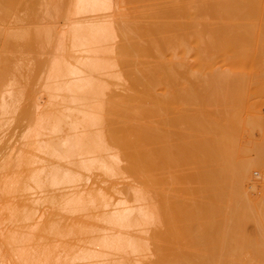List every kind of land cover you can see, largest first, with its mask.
<instances>
[{
  "label": "bare ground",
  "instance_id": "obj_1",
  "mask_svg": "<svg viewBox=\"0 0 264 264\" xmlns=\"http://www.w3.org/2000/svg\"><path fill=\"white\" fill-rule=\"evenodd\" d=\"M59 4L58 7L54 6L57 8L54 13L62 9ZM68 4L65 5L67 16H63L65 12L60 16L67 18H64L67 22L62 28L57 26L59 29H54L55 25L52 26L54 30L46 27L48 30L45 32L43 26L42 30L39 27L35 28L36 32L32 30L36 35L33 38L37 37L40 42H48L55 35L58 37L55 36L54 45L57 53L53 55L52 63L51 60L48 63L50 68L47 67L49 71L43 87L48 93L52 92L51 96L56 98L53 103L60 107L59 110L55 109L56 112L50 110L52 114L47 111L49 115L45 117L43 114L48 107L42 109L44 113H40V109L53 98H47L42 107L37 105L39 113H35L38 107H34L37 114L34 121L38 119L27 136L37 138L50 134L48 139L40 140L37 147H32L46 154L48 159L40 156L41 160H38L37 155L29 159L30 181L21 187L29 192L19 207L14 208L11 218L15 224L21 223L19 227H28L26 230L29 232L15 231L8 236V239L20 243L30 241L32 244L33 240L38 246L47 238L50 241L54 239V242L57 239L61 241L62 255L52 254L58 247L51 245L52 253L35 256V252L31 254V249L27 250V246L23 248L22 244L23 247L13 256L16 257L15 264H150L146 259L153 253L147 250L153 244H157L160 254L158 264H169L172 259L178 264H241L243 257H240L245 255L248 245H254L256 250H250L253 251L252 256H257L258 253L254 255V252L259 249L252 239L248 241L250 244L245 242L248 238L244 239V244L241 243L245 236L241 239L239 229H236L239 219L231 213L232 219L229 212L238 210L235 214L242 215L248 209L255 208L245 204L243 164L239 158L241 154L236 157V152L238 149L240 152L238 136L242 102L247 93L243 87L246 81L244 73L248 76L253 66L264 69V0H68ZM123 4H135L136 8L131 9L130 14L127 11L124 14L117 12V8L120 9ZM14 7V4H8L5 9ZM113 10L120 15V19H114L110 14ZM36 39L33 41L37 43L33 45L41 44V49L44 42L39 43ZM28 41L31 42L32 38ZM52 43L48 42V45L52 47ZM249 56L257 57V60L251 63ZM191 57L195 62L190 61ZM117 79L120 82L126 80L123 84H128L127 94L115 91L121 85L118 81L117 85ZM232 87L237 89L233 90ZM12 91H7L9 97ZM2 98L0 108L4 113L9 111L8 107L11 111L16 110L17 105L12 109L14 106L9 104L13 100L6 96L8 102L4 94ZM40 98L34 100L36 104ZM191 104H194V108ZM212 106L218 107L213 111L210 109ZM47 119L49 122H46ZM188 166L190 172H187ZM94 172L112 181L107 187L100 184L90 186L91 182L97 183V180L91 181ZM21 174L20 183L24 180ZM125 177L133 178L136 183L128 184L120 194V181L118 183L116 178ZM172 182L171 187L165 184ZM184 182L185 185L186 182H192L188 185L198 184L196 187H180ZM173 185L179 188H175V191ZM164 186L171 189V193H167ZM47 208L63 210L62 214L67 213L72 217L62 223L63 215L58 211V214L52 211L56 215L47 214ZM177 212H183L182 215L187 213L197 221L200 219L202 221L198 222L205 223V226L201 230L198 227L193 229L191 219L184 215L183 220H178V214L174 215ZM167 213H171L168 218ZM206 216H212L213 221ZM169 218L181 224H192L188 229V242L190 245L194 243L192 248L187 243V237L180 240L181 244L178 239L172 241L174 228L171 229L172 235L168 232L171 238L159 233L152 238L154 241L149 242L151 236L146 235L147 227L158 221H163V224L170 222ZM224 219H228L229 224L233 222L231 228L235 225L238 238L235 230L230 232V225L226 227ZM239 222L237 226H240ZM223 228L229 229V234ZM193 231L194 235L191 233ZM230 234L234 240H230ZM67 237L75 238V241ZM236 238L239 246L242 244L241 249L247 243L240 253L237 243H234ZM49 240L43 246L49 245ZM229 241L236 246H228ZM170 242H175L173 246L171 244L173 248L183 244L192 251H187L189 256L180 250L181 247L172 251ZM167 244L168 252L171 250L176 254L178 250L176 256L172 252H162L166 251ZM226 244L229 257L225 255ZM230 249L235 250L236 254ZM230 252L234 253L232 257ZM190 254L195 258L191 259ZM219 254L223 257H219L220 260ZM32 255L37 257L36 261ZM177 255L180 259L176 258ZM233 255L236 257L233 258ZM181 256L182 259L185 257L184 262H181ZM199 257L201 261L197 259Z\"/></svg>",
  "mask_w": 264,
  "mask_h": 264
},
{
  "label": "rangeland",
  "instance_id": "obj_2",
  "mask_svg": "<svg viewBox=\"0 0 264 264\" xmlns=\"http://www.w3.org/2000/svg\"><path fill=\"white\" fill-rule=\"evenodd\" d=\"M27 1L28 0H0V101L2 102V99H3L2 97H3V94H4V97L5 98L7 96L9 100H13V102L18 103V104H16V103L13 104V102H11V101L9 102V100L6 98L7 101L9 102V104L11 103L12 106H14L12 109H14L15 108V105H17L16 106L17 108H15V109L16 110L18 109V110L17 111L16 110L15 111L14 110L11 111V108L8 107L9 111L6 112V113H4L3 109L0 108V182H2V183H0V185L2 186V187H0V218H1L0 219V264H15V262H16L15 261V258L16 257L14 258L13 256L16 254V252L18 251V249H21V247H23V246H24L23 248H25L27 246L26 247L27 250H29V248H30L31 250H29V252H32L31 254H34V252H35V256H38L40 254V256L43 257V256H46V254H49V253H52V252H53L52 254H54V255L55 254L60 255V253H61L60 252L61 251V248H60L61 241L55 239V242H54V239H53L54 236H50V237H53L52 238L53 239L52 241H50L47 238V240H49L51 244L49 243V245H44V246H43V244H45L47 240L46 241L42 240L41 243H39L40 245L38 246V245H36V243L33 240L31 241L32 242V244H31L30 241L24 242V243H20L18 241L15 242V240L8 239L9 238L8 236L10 234L14 233L15 231H19V232H22L24 234H27L29 232V231L26 230L28 227L27 228L26 227L25 228L24 227H19V226H22L21 223L16 222L17 224H15V222H13L11 220L12 213L14 214V210L19 207L18 205H20V203H22L23 200H25V198L27 197L28 192H29V190H26V189H22L21 188L24 184H26V183H28L30 181L29 180L30 174H31L30 168H29L30 167V164H27V163H29L28 162L29 159H31V157H33L34 155H37L38 156L37 157L38 160H41L40 156H42L46 160L48 159V156L46 154H43L39 150H36L35 148H33V149L36 150L35 151V150L32 149V147L33 146L37 147L38 146V142H40V140H43V139L44 140L48 139L50 134H47V135L44 134L41 137L39 136L40 138L37 137L38 140H37L36 137H34V138H28V136H27L28 133L30 132V130H32L33 124L38 119V117H37V119H35L36 121H34V118L37 115V114L35 115V113H37V111L40 109L39 107H42L41 105L44 104V102H46L47 98L48 99L49 98L50 99L53 98V99L47 101L46 104L48 106H46V104H45V106H43V108L40 109L41 111L39 110L40 113L41 112L44 113V110H46L45 108L46 107L49 108V109L47 108V110L45 111V114L42 113L43 116L44 115L45 116L46 115L48 116L49 113L52 114V112H49L50 110L53 111V112H56L55 109H58L59 110L58 107H60L59 105L57 106V104H56L55 101H54L55 103H53V100H56V98L54 99V97L51 96L52 95V92L49 90L50 92L48 93V91H46L45 88L43 87V83L46 81L45 80V77L47 75V72L49 71L50 64L52 63V60L56 56L55 53H57L56 50H55L56 47L54 45H56V43H55L56 40L55 39H57L58 37H57V35H55L57 38H55V36H54V38L51 39L52 41L51 40H49V41L47 40L49 43L50 42L51 43L54 42V43H52V47H51V44L48 45V42H45V40L44 41L41 40L42 42H44V45L41 48L42 49L41 50L39 48V47H41V44H39V43H42V42H40V39H38L37 37H36L37 39L36 38H33L36 35H35V33L32 30H34L36 32L37 31L36 29H38V27H39V30H42L41 29L42 28L41 26L44 27L43 30L46 27L49 28V29L52 28L51 30L56 29L57 26L58 27L60 26L62 28L64 26L63 24H66V22H67V21H65V19L67 20V18H65V17L67 16V13H68V12L67 13L65 12V10H67L65 7L67 6L66 4H68V0L67 1L66 0H62L64 2L63 5H62V1L61 0H29V2H27ZM57 1H59V2H57ZM58 3H60L62 5V7H61V5L59 4L60 5L59 8L60 7L62 8L60 11H62L64 9L63 10V13H61V14H59L60 11H59V13H54L55 9H57L54 6H57L58 7ZM8 4H14L15 7L13 9H11V10H7V9H5V7L8 6ZM29 4H31V6ZM130 5L129 4H127V5L126 4L120 5L122 9L121 8L120 9L117 8L119 10L117 12H119V13H122L123 12V14H124L127 11V14H130L133 11V9L136 8L135 7L136 6L135 4H132L131 5L132 6L131 8H130ZM29 6H30V8H29ZM47 7H49L48 10H47ZM53 7H54V10H53ZM125 7L126 8L128 7L130 9H128V8L126 9ZM50 8H52V9H50ZM33 9L36 10V11L33 12ZM131 9H132V11H130ZM129 11H130V13H129ZM64 12H65V15H63ZM50 13H52V15H50ZM111 13L114 16V19H116V18H118V16H120L119 14H116L114 12V10L112 12L110 11V14ZM61 15L65 16V17H60ZM111 18H113V17H111ZM118 19H120V17ZM52 26L53 27L55 26V28L53 29ZM47 28L44 30V32L48 30ZM59 28H57V29H59ZM29 31H32L33 33L32 32H29ZM11 32H12V34H10ZM9 34H10V36H9ZM29 34L30 35L32 34V36H29ZM30 38H32V41L31 42L28 41V40H30ZM34 39L39 40V43H38L39 46L38 45H33V43L34 44L37 43V42H34L35 41ZM25 40L27 41V43L25 42ZM22 41H24V43H22ZM19 43H21V44L19 45ZM45 43H47L48 47H46L47 45L45 46ZM22 44L23 45L25 44L26 46L25 47H22L23 46ZM28 44L30 46H32L33 48L32 47H28L27 46ZM44 47L49 48V49L45 50L46 48L43 49ZM54 47H55V49H54ZM29 48H31V49H29ZM51 48H53V49L51 50ZM48 50H51V51L48 52ZM53 50H54V52H53ZM51 53H52V56L50 55ZM53 55H55V56L53 57ZM249 58H248V61H250V62L252 61L253 63L255 62V60H257V57H254V56L253 57L249 56ZM251 58H252V60H251ZM48 59H49V61H48ZM190 59H191L190 60L191 62H195V59L194 58L191 57ZM193 59H194V61H193ZM253 59H254V61H253ZM50 60H51V62H50ZM49 62H50V64H48ZM251 66H253V65L251 64ZM47 67H49L48 70H47ZM246 68H248V67H246ZM249 68H251V67L249 66ZM262 68H264V67H262ZM242 69L245 70V71L247 70V69H244V68H242ZM248 73L250 74V77H249V74L247 76L246 75L247 73H244L245 74V77H246V81H245L246 83L244 82V84L245 85L248 84V85H246V86L243 85L244 92L246 91L247 93H246L245 96H243L244 99H243V102H242V113H241L242 114V122H241V127L239 128V133L240 134L238 136L240 138V139L238 138L240 140L239 141V146H238V148L240 147V152L238 153V150H239L238 149L237 152H236L237 153L236 157L241 154L240 155L241 157H239V156L238 157L240 159H242V164H243V190H244V201H245V204H246V206H252V207H255V208L248 209L246 211V213L245 212L241 213L242 215H240V213L238 215L235 214V212H237L238 210L237 211L236 210H233L232 212L230 210V212H229L230 213V216L232 217L234 215V218L239 219V220L236 219L238 222L240 221L239 222L240 223L239 224L240 226H237L238 225V222H237L236 227H238V228L235 227L236 229H239L238 230L239 232L234 229V226L235 225H233V228H231L232 227L231 225H232L233 222L229 224L228 223L229 222L228 219H226V220L224 219V220L227 223L226 227L228 225H230V226H228L229 228H231L230 229V232H233V230H235L234 232H236V237L238 236V233H239V237L241 235V237H240L241 239L245 236L241 240V243H243L244 239H247L248 238L247 241H245V242H247V243L250 244V242H248V241H250L252 239L253 242H254V244H256L255 246H258L257 249H259V251L258 252L255 251L254 252V255L258 253L257 256L256 255L255 256H252L253 255L252 252L254 250H256V248H254V245H251L253 247H251V246L248 245V247H247V248H249L248 250L247 249L246 250L244 249L245 250V255L243 253L244 256H241L240 257V259L243 257L242 258L243 259V262L241 264H264V155H263L264 154V151H263L264 150L263 149L264 148V76H263L264 75V69H261V67H258V66L254 68V66H253V68H251V70L248 71ZM253 73H254V75H253ZM117 81L119 83H121V85L119 84L118 87L117 86H114V88L117 87V88H115L116 89L115 91H119L118 94L119 93H121V94L123 93L124 95H125L126 92L128 93L129 90L126 87L128 84H126V85L123 84V83L126 82V80H124L125 82H123V80H121V82H120L119 79H117L116 82ZM118 82H117V85H118ZM127 83H128V81H127ZM122 84H123V86H122ZM182 84H183V81H182ZM7 88H10V89H7ZM232 88H233V90H236L237 89V87H232ZM230 90H232V89H230ZM242 90H243V88H242ZM7 91H12L11 93H13L15 95L13 96V94H11L12 96L10 95V97H9V95H8L9 92H7ZM41 92H43V93H41ZM164 92H166V89L164 90ZM46 93H47V95H46ZM5 94H6V96H5ZM12 97L13 98L15 97V98L13 99ZM38 97L39 98L40 97H43V99L40 98L39 102H37V104H36V101H37ZM35 99H36V101H34ZM1 102H0V106H1ZM11 104H10V106H11ZM53 104H55V105H53ZM37 105H40V106L38 107ZM50 105H52V107ZM185 106L187 107V104ZM188 106H190V105H188ZM192 106L190 107V109L192 108ZM213 106L210 109H212V110L214 109L213 111H215V108L217 109L218 106L217 107L215 106L214 108H213ZM34 107L35 108L38 107V109L36 108L37 110L35 109L36 112L34 111ZM193 108H194V106H193ZM42 109H44V110L42 111ZM29 110H31V111H29ZM24 111H26V112H24ZM39 111H38V113H39ZM47 111L49 112L48 114H46ZM164 112L169 115V113L167 112V110H165ZM25 113H26V115H25ZM29 113H31V114L29 115ZM2 114H5V115H2ZM24 115H25V118H24ZM40 116H41V114H40ZM23 118H24V120H23ZM46 122H49V120L46 121ZM165 125L168 126L167 124H165ZM168 128H169V130H173V128H170V127H168ZM165 130H166V132L168 131L167 128ZM43 131H47V130L44 129ZM31 142L33 143L32 145H31ZM12 149H13V151H12ZM234 151H235V149H234ZM26 152L28 153L27 155L30 156V158L28 156H26ZM38 153H40V154H38ZM236 153H234V154H236ZM22 161H24V162L27 161V162H26V164H24V162H22ZM22 164H24L25 166L22 165ZM186 168L188 169L187 172L188 171L189 172L191 171V169L189 170V166L186 167ZM10 171L11 172L13 171V173H11ZM6 172H7V174L10 173L11 174V177H9L10 174L7 175ZM95 173H98V172H94L92 174L91 181L97 180V183H94L93 184V182H91L90 183V186L97 187V185L100 184L102 186L104 185V186L107 187L108 186V183L110 184V182L112 181V179H107L106 178L107 176H104V175L102 176V174L100 175L99 173H98V175H95ZM20 174L23 175V176H21V178L22 177L24 178V180L23 179H20V180H23V182H21L22 185L19 182ZM167 175L168 174H166V177H167ZM169 175H171V173H169ZM102 177H104L105 179L102 178ZM116 179H117L118 183L120 181V183L118 184V188H120V191H121V192L119 191L118 193H120V194H122V192H124V190L127 188V185L128 184L135 182V180L133 178H126L125 177V179H121V178H119L120 180L118 178H116ZM6 180H8V181L5 182ZM166 182H169V181H166ZM10 183H12V187H11ZM189 183H192V182H189ZM189 183L186 182L187 185H185V182H184L183 185L181 184L179 186L180 187L185 186V188L186 187H192V186L193 187H196L195 185L198 184L197 183L195 185H192V184L191 185H188ZM193 183H195V182H193ZM17 184H18V186H19V184L21 186H19V187L17 186L18 187L17 188L16 187ZM165 184H170V187H171L172 184H173V182L172 183H165ZM179 186H176L175 187L173 185L174 189L175 188L178 189ZM164 187L166 188V186H164ZM14 188H15V190H14ZM176 189H175V191H176ZM18 190H20V192ZM166 190H168L167 193H171V189L166 188ZM12 191H14V192H12ZM56 191L57 192H60L58 189ZM118 193L116 195H120ZM259 203L262 204V206H260V208H259ZM11 206H13L12 209L10 208ZM55 209L56 208H54V209H52V208L51 209H48L47 208V214L49 213L50 215H53V214L56 215V214H58L56 211H58L60 215H63V217L61 219L62 220V223L65 222L66 220H69L72 217V216H70V214H67V213L62 214L64 212L63 210H58V209L55 210ZM49 210H51V212ZM52 211H55L56 214L54 212H52ZM60 211H62V212H60ZM186 212L188 213V211H186ZM187 213L184 214V215L187 216ZM231 213L232 214L234 213V214L232 215ZM170 214L167 213V218L169 217ZM177 214H178V216H177ZM182 214H183V212H182ZM182 214H180V212L174 213V215L177 216L176 218L178 220H181V219L183 220L184 219V217H183L184 215H182ZM172 215H173V213H172ZM174 215H173V217H174ZM180 215H182V216H180ZM202 215H204V213ZM224 215L226 217L227 213H225ZM196 216L198 217V215H196ZM163 217H165V216L163 215ZM187 217H189L191 219V222H192L193 225L190 224V223H188V222L187 223H183L184 221L182 222L183 224H181L180 222H178V220L176 218L175 219L177 221H175V220L172 221L169 218V221L170 222L172 221V224H170V222H168V221L166 223L164 222L165 224L162 223L163 221H158L155 224L149 225V227H147V231H146V232H148V233H146V235L148 237L151 236L149 238V242L154 241V239H152V238L155 237L154 235L160 233V234H165L169 238L172 237L173 238L172 241H174L176 239H178V241H180V240H182V238H184V237L186 238L187 237L186 240H187V243H189L188 242L189 241L188 236H190V235H188L189 234L188 229L191 228L190 225H192V228L193 227L194 228L195 227H198L200 229L201 227L205 226V223L198 222V221H202V220L199 219L197 221L192 216L191 217L190 216H187ZM187 217H185V218H187ZM206 217H208V216H206ZM211 217L210 218L208 217V218L211 219ZM231 217H229V219ZM160 218H162V216ZM217 219H218V217H217ZM232 219H233V217H232ZM186 220H188V219H186ZM236 220H233V221H236ZM216 221H214L215 224L217 223ZM176 222L178 223L177 225H176ZM224 222H222L223 225H224ZM18 223H19V225H18ZM173 223H174L175 226L173 225ZM60 226H63V225H60ZM172 226H174V227H172ZM175 227H178V228L176 229ZM222 227H224V226H222ZM172 228H174L175 230L173 229L174 230L173 231L174 232L173 233V236L170 237L168 235V232H170V234H171V229ZM202 229H204V228H202ZM223 229H225V228H223ZM160 230H161V232H160ZM225 230L228 233V230L229 229L227 230V228H226ZM195 231H197V229H195ZM195 231H193L191 233H193V235H194ZM233 235H234V233H233ZM233 235H231V234L229 235L230 240H234V239H232L233 238L232 237ZM68 238L72 242L75 241V238L72 239V237H67V239ZM237 238L235 239L234 243L235 242L236 243L238 242L237 241ZM42 239H44V238H42ZM239 241H240V239H239ZM253 242H252V244H253ZM173 243L175 244V242H173ZM176 243L178 244L177 241H176ZM179 243L181 244V241ZM182 243H184V240H183ZM247 243L245 245H243L244 247H242V249L239 248V247H241L242 244L240 246H239L238 243L236 244V245H238V251H239V253L241 252V250L244 251L243 248H246L245 246L247 245ZM22 244H23V246H22ZM171 244L172 243L170 242L169 245H170V249L172 250V248H173L172 246L174 244H172V246H171ZM180 244L178 245L179 247H181V248L184 247V249H181L180 248V250H184L185 251V252L182 251V253L184 252V254H185L188 250H189L188 252L191 253V251H192L191 245L194 244V243H192L191 245L189 243V245H190L191 248L190 249L188 248V250L186 249L187 247L185 248V246H183V244L180 246ZM195 244H197V243L195 242ZM227 244H230L228 246L233 245L231 243V241H229V243H227ZM227 244H226V246H227ZM16 245H18V246H16ZM51 245L57 246L58 247V250L57 251L55 250L56 252L54 250L53 251L50 250L49 246H51ZM189 245H187V246H189ZM203 245H205V244H203ZM206 245H208V243ZM236 245H233L232 248H234ZM42 246L45 247V248L43 249ZM228 246L225 247L226 248V251H225V249H222V250L225 251L226 257L228 256L227 255L228 254V252H227ZM39 247H41V248H39ZM156 247H157V244H153V245H150V249L147 250L148 253H153V254H150L147 257V259H146V260H148L147 261L148 263L150 262V264H158V259L160 260V254L158 252V248H156ZM179 247H176V248H179ZM168 248H169V246L167 244L166 251L163 250L162 252H168V250H167ZM176 248H173L172 251H174V249L176 250ZM198 248H200V247L198 246ZM250 248H252V249L254 248L253 251H251L252 249L250 250ZM208 249H209V247H208ZM38 250H39L40 253L38 252ZM171 250H169V252L167 254H171V252H172ZM196 250H197V248H196ZM198 250L197 251L200 252V249H198ZM45 251H46V253H45ZM177 251H176V254H177ZM234 251H232V252H234ZM236 251H237V247H236ZM236 251L234 252L235 254H236ZM43 252H44L45 255L43 254ZM202 252H204V251H202ZM219 252H220V254L222 253V251H220V250H219ZM249 252L251 253L250 255H249ZM260 252H262V253H260ZM179 253L180 252H178V254ZM182 253H181V255H182ZM189 253H188L187 256H189ZM234 253H231L230 252V257H232V254H234ZM52 254H50V255H52ZM172 254L176 256V254H174L173 252H172ZM192 254H195V255H198V256L199 255H202L201 253L200 254H196L194 252ZM220 254L218 255V258L219 257H222V256H220ZM246 254H248V255H246ZM179 255H177L176 258H179ZM195 255H191V259L193 257L195 258ZM225 255H224V259H225ZM240 255H242V254H240ZM240 255H238L237 257H239ZM35 256H33L34 257V261H36V259H37V257H35ZM168 256H166V257L169 258ZM234 257H236V256L233 255V258ZM184 258L182 259V256H181V259H182L181 262H184ZM188 258L190 259V257H188ZM189 259L187 261H189ZM197 259L201 261V257H199ZM197 259H194V260L196 261ZM151 260H153L154 262L151 261ZM172 260H171V262H172ZM202 260H204V259H202ZM205 260H206V257H205ZM218 260H220V258ZM234 260H232V261H234ZM171 262L169 264H178V263H176V261L174 263V260H173L172 263ZM192 262H194V261H192ZM54 263L55 264H59L57 262H53L52 264H54ZM161 263H159V264H161ZM163 263L166 264L167 262H163Z\"/></svg>",
  "mask_w": 264,
  "mask_h": 264
}]
</instances>
